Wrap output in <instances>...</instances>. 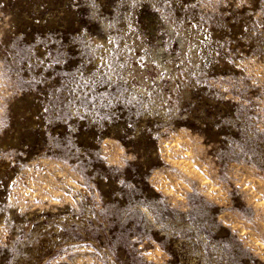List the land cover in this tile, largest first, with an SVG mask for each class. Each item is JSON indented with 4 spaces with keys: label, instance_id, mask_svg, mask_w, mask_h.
Masks as SVG:
<instances>
[{
    "label": "rangeland",
    "instance_id": "rangeland-1",
    "mask_svg": "<svg viewBox=\"0 0 264 264\" xmlns=\"http://www.w3.org/2000/svg\"><path fill=\"white\" fill-rule=\"evenodd\" d=\"M0 264H264V0H0Z\"/></svg>",
    "mask_w": 264,
    "mask_h": 264
}]
</instances>
